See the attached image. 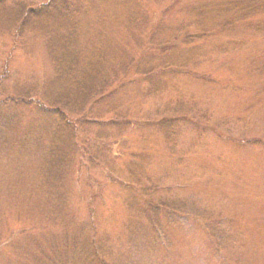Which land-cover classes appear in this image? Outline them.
<instances>
[{
  "label": "rangeland",
  "instance_id": "rangeland-1",
  "mask_svg": "<svg viewBox=\"0 0 264 264\" xmlns=\"http://www.w3.org/2000/svg\"><path fill=\"white\" fill-rule=\"evenodd\" d=\"M52 1L0 0V257L5 260L7 252L13 264H47L46 259L56 254L58 264H90L75 235L90 215L98 239L106 238L103 259L111 264H264V148L240 143L243 137L264 139V31L213 33L195 42L197 57L183 70H158L152 79L131 73L117 84L115 100L123 115L140 112L142 121L123 129L74 116L75 144L71 133L53 125V118H46L35 104L44 87L52 92L58 88L56 81L50 82L55 74L50 53L61 70L73 65L76 57L68 51H75L77 43L70 46L61 39V29L72 25L60 18L61 12L77 22L74 36L81 42V57L97 33L105 31L96 30L100 19L106 24L108 42L114 43L110 45L114 56L123 53L129 31L124 13L116 7L112 12L115 0H68L66 9L55 6L45 15L43 10ZM183 2L168 0L161 10L145 5L153 9V24L170 27L165 36L172 25L186 22L183 16L171 15ZM157 52L155 48L148 55ZM168 52L177 54L176 49ZM91 56L83 77L93 76L96 63ZM148 61L142 59L143 64ZM31 96L32 103L1 104ZM175 102L196 107L190 116L199 125L178 124L169 141L157 126L143 121L156 123L158 109ZM105 105L106 120L121 119L119 112H111L112 105ZM69 160L78 164L74 175ZM103 165L115 168L121 180L113 179ZM128 167L146 187L148 197H141L146 204L183 201L203 215L189 216L187 223L175 228L165 226L160 239L154 225L148 221L143 226L138 215L128 222L129 208L140 211L126 185L132 182ZM50 197L60 202L47 201ZM62 197L64 210L49 215L50 209L64 207ZM49 217L55 218L58 228L47 223ZM73 217L71 227L56 237L53 233L59 235L61 223ZM23 228L28 233L16 235ZM207 228L224 233L226 246H215L218 241Z\"/></svg>",
  "mask_w": 264,
  "mask_h": 264
},
{
  "label": "trees",
  "instance_id": "trees-1",
  "mask_svg": "<svg viewBox=\"0 0 264 264\" xmlns=\"http://www.w3.org/2000/svg\"><path fill=\"white\" fill-rule=\"evenodd\" d=\"M115 1L117 2L113 4L114 7H112V12H116V7L120 12L124 13L127 19V21H125V28L127 31H129L128 42L124 43L123 53H119V55L114 56V52L110 49L113 47V42H108L110 38L106 36L108 33L105 29L106 24L104 19H100L98 23L100 28L96 30L105 31L97 33L98 36H96L89 43L88 52L86 51L87 54L85 55L83 52L81 57V45H78V43L81 42L74 36V28L75 25H77V22L73 19H70L64 11L61 12L60 18L72 25H70L68 28L64 27L61 29V39L69 41L70 46H73L75 43H77L75 51L71 52L67 49L69 53H71L73 56H76L72 61L73 65L64 70L59 69L54 55L50 53L49 50L55 68V74L51 78L52 80L50 82L56 81L53 82V84L58 88L52 92L44 87L41 97V99L43 98L44 101L39 98L36 99L35 104H39L40 108L43 110V114L46 115V118H53V125L57 127L62 126L63 130L69 131L73 137L74 143L76 142V133L71 129L72 126H75L77 123L75 120L72 121L74 116L81 115L82 118L87 120V122H91V124L102 122L109 127L113 126L123 129H126L128 126H130L133 121L139 122L141 119L140 112L127 111L126 115H123V113H121V103L115 100V95L117 94L118 90L116 87L117 84L120 83L121 80L128 78L131 73L134 76H143L144 78L147 77V79H152L154 77L153 74L158 70L164 72L176 70L179 71L181 69L183 70L185 67L190 66L197 57L193 54L196 50L194 49L196 46L195 42L201 39H207L204 37L211 36L213 33L220 34L240 28L257 34L264 31V26L262 25L264 19V0H202L200 3H186V0H184L182 7L174 9V13H171V15L180 16V18L183 16L184 19L182 17V20L186 21L179 25L174 26V24L171 26L172 30L171 34L169 35L174 34L173 36L164 35V31L170 30V27L168 28L163 22L153 24V17L155 16V14H153V9L149 11L145 6L152 5V7L154 6L155 9L161 10L162 8L166 7L168 0ZM66 3H68V0H53L48 5L49 7H45L47 9L43 10V13L45 15L48 14V10L55 6L57 9L59 8L62 11V9H66ZM115 14L114 18H116ZM219 18L221 20L217 24L213 25V22ZM46 29L50 28L47 27ZM93 31H95V29ZM51 40L52 38H49V42ZM110 45L112 47H110ZM155 48H158L160 52H157V55L155 53L148 55V53ZM170 49H176L177 54H170V52H168ZM89 53L92 55L91 59L94 61V63H96L93 69V76L91 78L83 77V74L87 69L86 61L90 59ZM154 57L159 58L157 63H155L154 60H151L154 59ZM142 59H144V61L149 60L148 62H150L151 66H147L148 62L143 64ZM152 62H154V64H152ZM59 86H61V90L59 89ZM22 101L26 103H32L35 101V97L31 96V98L29 97L27 100L24 98L11 99L9 101H4L1 104L18 106ZM105 104L110 106L112 105L113 108L112 110L110 109L111 112H119L121 115L119 118L121 119H112L111 121L106 120L105 113L108 114L109 110H107ZM103 107L106 109L105 113H103ZM194 109L196 110V107L190 106L187 108L179 102L168 103L165 104L163 108L161 107L158 109L157 115H159V119L156 123L153 120L148 121V119L143 122L144 124L148 123L150 126H157L158 131L164 136V138L172 141L175 138L174 129L176 126H178V124L189 122L197 126L199 125L195 118L193 119V117L190 116ZM81 116L79 118H81ZM87 117H91V119L89 120ZM130 117H132V119H130ZM136 117L138 119H136ZM240 143L244 146L264 148V139L259 137H243L240 140ZM137 159L138 158L136 157L135 161L138 163ZM70 162L73 163L71 164L70 169H74V166L78 165L75 164L74 161L69 160L68 163ZM102 167L109 175L115 177L113 179H117L119 181L121 180V178L117 177L115 168H110L105 165ZM127 169L129 172H132L130 167ZM77 171L78 170L74 169L72 175L76 174ZM72 175H70V177ZM129 176L130 179L132 178V182L129 180L126 185H129L128 187L131 190V194H133L132 198H135L136 203L140 205V211L138 214H136L132 209L129 208L128 222L131 218L133 219L136 215H138V220L143 226L144 224H148V221L154 225L156 229L155 233L158 234V238L163 234H166L167 228H175L178 224L184 225L187 223L185 222V219L188 218L189 220V216L192 217L196 215V217H198V213L203 215V213L197 210L196 207L190 205L188 202L183 201L177 202L163 200L157 202L156 205H153L150 202L149 204H146V202L143 200L148 197L145 194L147 192L145 189L146 187L143 188L140 184L142 180L137 177L138 173L133 171ZM62 179L64 180V177H62ZM59 184L61 185L60 182ZM142 188L144 191H142ZM63 197L61 198V206L64 207H61L60 209H48L49 215L52 216L53 213L62 212L64 210L66 205ZM141 197H143V199H141ZM57 200L60 202L59 198L50 197L47 201L54 202ZM92 201L93 199L90 200L88 205H92ZM129 206L130 205L128 203V207ZM88 211L91 212V206ZM153 218H155L156 222L153 221ZM41 219H44V222H46L43 216ZM59 219L62 220L64 218ZM94 220L95 219L89 215L88 220H86V222L81 225V233L75 234L79 241L80 252L85 258L90 260V264H111L108 261L105 262V259H103L104 253L106 252V238L100 237V239H98ZM74 221H76L74 217L72 220L65 219L64 223H61V227H59V235L58 231L54 232L53 234L59 238L62 235L61 229L71 227V224ZM161 221H164L165 224ZM47 223L55 228H58L59 223L55 222L54 217H49ZM210 230L211 229L207 228V232L209 231V234L218 241L215 246H220V248L225 247L226 235L220 231L217 232ZM9 231V235L14 234L13 231ZM84 232L86 234H84ZM25 233H28V229L26 228L16 230V235H23ZM97 241L99 244L96 243ZM102 241L103 243H100ZM170 245L171 244L169 243L166 247H169ZM5 246L7 247V242H5ZM219 251L220 250L217 247L216 253ZM43 252L44 251L42 250V253ZM4 253L3 254L7 257H5L4 260L1 256L0 264H13V257L9 253L7 255V252ZM45 262L47 264H58V258L55 254L52 255L50 259H46Z\"/></svg>",
  "mask_w": 264,
  "mask_h": 264
}]
</instances>
